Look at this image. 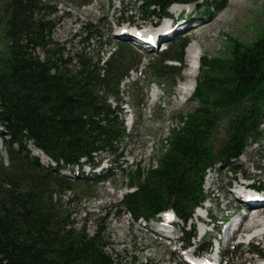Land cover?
Instances as JSON below:
<instances>
[{
    "label": "trees",
    "instance_id": "16d2710c",
    "mask_svg": "<svg viewBox=\"0 0 264 264\" xmlns=\"http://www.w3.org/2000/svg\"><path fill=\"white\" fill-rule=\"evenodd\" d=\"M144 1L143 20L157 22L171 16L170 5L200 0ZM217 1L223 8L227 0ZM54 2L0 0V18L9 39L7 52L0 53V142L7 153L5 157L0 148V264H120L106 249L105 227L98 225L93 235L86 225L78 228L69 206L78 187L94 185L96 195L99 183L113 180V168L127 171L123 157L130 132L121 118V85L139 68L142 56L123 42L114 43L107 57L86 51L70 55L52 39ZM83 29L87 40L102 38L92 23ZM190 41L178 36L151 59L150 78L168 80L173 91L182 80ZM110 44L105 41L103 47ZM210 61L202 56L200 70L212 68L220 75L207 83L199 76L192 97L204 106L190 119L180 117L182 126L171 130L168 148L161 151L156 166L137 164L126 172V186L133 191L120 203L136 220H159L161 212L174 210L182 223L176 225L184 248L194 246L197 229L187 225L208 199L204 189L208 171L234 166L252 140L264 134V33L249 46L236 43L230 63ZM246 101L249 108L232 122L228 141L219 150L213 147L217 109ZM30 143L54 164H43L31 153ZM102 154L109 155L111 168L98 174ZM203 250L211 253L212 247ZM249 251L264 255L254 244Z\"/></svg>",
    "mask_w": 264,
    "mask_h": 264
},
{
    "label": "rangeland",
    "instance_id": "374dc122",
    "mask_svg": "<svg viewBox=\"0 0 264 264\" xmlns=\"http://www.w3.org/2000/svg\"><path fill=\"white\" fill-rule=\"evenodd\" d=\"M53 1H55L54 6L57 12L51 16L55 25L52 39L61 48L65 47L70 55L76 56L78 53L86 51L91 56H97L101 53L107 57L111 51L110 47L114 43L123 42L131 45L142 56V63L139 68L131 71L130 77L126 78L121 85L124 97V102L121 104L124 108L121 118L125 121L127 131L130 132L123 157L127 160L124 164V166L127 165V171L134 170L137 164L143 168H148L150 164L157 165V157L162 150L168 148L167 138L171 130L182 126L180 117L190 119L200 107L204 106L198 97L192 98L199 76H202L207 83L213 77L220 75L212 68L200 70L199 61L195 82H190L193 85L195 83L193 94L187 101L180 103L179 89L188 79L187 72L192 69L190 66L192 62L188 63L187 61L186 49L188 46L185 49L182 80H178L173 91L168 80L150 78L148 75L150 60L166 49L176 37L188 36L191 39L190 43H195V53H192L194 56L191 54L194 59L199 60L205 56L207 60H211L210 62L213 59H219L221 63L226 65L233 58L236 43L249 46L264 33V0H237L240 3L236 6H234L233 0H227L223 8L217 7L218 4L221 5V1L208 0L209 4L206 5L204 0H200L193 3L190 6L192 11L189 10L190 13L182 15L181 20L175 24L176 28L184 24L194 25L193 27L183 34L166 40V42L159 44L156 42L153 47H150L151 50H144L140 47V42L137 44L132 38L117 34L120 28H123V33L125 30L129 31L135 28L133 23L140 25L143 29H151L150 25L153 21L143 20L141 6L145 4L144 0H91L85 5L81 4V0ZM244 3L247 4V7ZM186 11L188 10L183 9V12ZM196 20L199 22L197 23ZM204 21L206 23L202 24ZM87 23L97 26V33L102 34L101 39L97 37L93 40L86 39L88 34L84 31L83 26ZM94 30L95 28H93V32ZM148 34L150 36L152 33L148 32ZM105 41H110L111 44L103 47ZM8 45L9 39L4 32V25L0 18L1 54L7 52ZM37 52L43 56L42 50L38 49ZM248 108L249 102L246 101L234 107L217 109L218 120L212 135L213 147L219 150L228 141L232 122L238 116H242ZM32 147V143H30L29 149L35 155ZM0 148L6 157L7 153L2 142H0ZM101 157L104 158V162L96 171L98 174L109 173L108 170L111 168L110 157L106 154H102ZM40 159L45 165L52 163L49 159L44 160L42 157ZM232 167H238V170ZM102 168L104 169L102 170ZM75 169L77 172V168ZM83 170L86 175L90 174L89 166H85ZM112 172L115 174L113 180L99 183L96 195H94V185L77 188V194L73 197L74 201L69 206L75 218L76 226L80 228L86 225L87 231L93 235L96 227L103 225L106 230L105 238L109 242L106 249L120 264H188L185 255L190 248H182L179 240L175 242L163 238L151 230L150 227L156 228V224L146 222L143 218L136 220L125 208L120 207L124 194L133 191V189L126 186V172L119 168H113ZM62 173L73 176L74 172L62 170ZM242 176L248 177L250 183H256L250 188L261 194L255 187L257 185L264 192V134L260 139L252 140V143L249 144L247 150L234 166H217L211 169L210 173H207L204 189L208 199L205 204H212L210 212L213 215V220H211L212 218L210 220L214 222V224L207 225V228L214 230V236L208 235L205 239L200 238L203 236L204 225H196L197 235L200 234V236L194 239V246L191 248L195 252L202 251V244L212 242L213 251L211 253L219 254L222 264L225 262L228 264H263L264 257L248 252L254 244L264 253V219H261L264 218V212L259 213V210L264 211V208L252 212L253 215L259 214L260 221L257 222L259 219L255 220L252 215L242 225L244 234L247 236L254 234L248 243L246 241L237 248V246L234 247L237 242L227 245L224 237L222 250L219 253L217 251L216 237L219 236V232L216 230V224L220 225V219L228 213L222 211L227 202L232 200V207L240 203L235 196L237 195V181L234 179L240 181ZM64 199L66 200V198ZM203 210L205 211V208ZM195 223L196 218L193 216L190 224L187 225V229H190L191 225H195ZM146 224L147 226H145ZM147 230L149 231L147 232ZM174 233L175 237L180 235V232L176 230ZM228 249L230 250L229 257L226 256ZM202 254L200 256L193 254V257L202 260L209 255L213 256V254L205 251H202Z\"/></svg>",
    "mask_w": 264,
    "mask_h": 264
},
{
    "label": "bare ground",
    "instance_id": "6f19581e",
    "mask_svg": "<svg viewBox=\"0 0 264 264\" xmlns=\"http://www.w3.org/2000/svg\"><path fill=\"white\" fill-rule=\"evenodd\" d=\"M234 2H233V4H234V6H236V5H238L240 2L239 1H237V0H233ZM193 3H191V4H183V5H178V6H175L174 7V9L172 10V11H174V13H176V15H178L179 17H181L182 15H184V14H186V13H190L191 11H192V9H191V5H192ZM244 5H245V7H247V4L246 3H244ZM186 9V10H188V11H186V12H184L182 15H180L179 13L181 12V9ZM189 10H191V11H189ZM178 11V12H177ZM197 21V20H196ZM133 22V21H132ZM199 22V20L197 21V23ZM206 23V21H204L202 24H205ZM173 24H174V22L173 21H168V23H166L163 27L161 26L160 28L161 29H158L157 30V32H155V30L153 31V32H149V33H152L151 35H150V38H152V37H156L154 40H155V43L154 44H156V41H162V40H164V41H166V40H169V39H171V38H173V37H175L174 35L175 34H177V33H179L180 32V34H183V33H185L186 31H188L191 27H193L194 25H186V24H184V25H182V26H178L176 29H178V28H181L180 30H178V31H175L176 29H173ZM201 24V25H202ZM200 25V26H201ZM137 25H135V28H139V27H136ZM198 26V25H197ZM134 29V28H133ZM133 29H131V30H129V31H126L125 30V32L123 33V28H120V29H118L119 31H118V33L117 34H120V35H124V36H126V37H128V38H132L137 44H139V42H140V47L141 48H144V47H142L143 46V36H141L140 35V32L139 33H135V32H133ZM165 32V33H164ZM154 33V34H153ZM166 34V35H165ZM119 35V36H120ZM127 35H129V36H127ZM142 35H144V36H146V37H149V34H148V32L146 33H143ZM152 36V37H151ZM148 40V39H147ZM150 41V40H149ZM151 42V41H150ZM194 44L195 43H190L189 45H188V47H187V49H186V52L188 53V55H187V61H188V63L190 62H192V64H190V66H191V68L192 69H190V72H187V74H186V76H187V81L186 82H184V84L181 86V88L179 89V96H178V98H179V102L180 103H182V102H185V101H187V99L188 98H190L191 96H192V94H193V91H194V85H195V83H194V85H193V83L191 84L190 82L191 81H193V82H195V78H196V76H197V71H198V69H197V66L199 67V61H200V58H199V60L197 59H194L192 56H191V54L192 53H195L194 52ZM157 46V45H156ZM192 46H193V49H192ZM144 49H146V48H144ZM149 50H151L152 48H148ZM191 49H192V51H191ZM193 56H194V54H192ZM191 58H192V60H191ZM198 62V63H197ZM32 149H33V151H34V153H35V155H37V156H40V157H42L44 160L45 159H48L47 158V156L46 155H44L40 150H37L35 147H32ZM50 159V158H49ZM51 160V159H50ZM53 163V162H52ZM54 164V163H53ZM99 168V167H98ZM62 172V171H61ZM70 172V171H69ZM63 174V173H62ZM66 175H70V174H68V173H65ZM242 179H241V181H243V182H241L238 186H236V190H239V191H241V195H245V196H247L248 198L249 197H251V199H256V201H254L255 203H257L255 206H253V210L250 212V214H249V218H250V216L252 217V215H253V211L254 210H257V209H260V208H264V192H261V194H259V193H253V194H249L248 193V189H246V188H248V187H253L254 186V184H256V183H250L249 181H250V179L248 178V177H246V176H242L241 177ZM235 181H238V180H236V179H234ZM233 180V181H234ZM232 181V182H233ZM249 183V184H248ZM255 186H257V185H255ZM262 190V189H261ZM234 192V191H233ZM247 204V203H246ZM257 207V208H256ZM262 212H264L263 210H259V213H262ZM202 213V208H200L199 210H197V212H196V214H197V216H199L200 214ZM129 216V215H128ZM165 217H167V218H169V216H170V214H168L167 212L165 213V215H164ZM253 218L256 220V219H259V220H257V222L258 221H260V218H259V214L258 213H256L255 215H253ZM252 218V219H253ZM261 219H264L263 217L261 218ZM150 221V220H149ZM252 221V220H251ZM263 222H264V220H263ZM150 223V222H149ZM262 223V222H261ZM147 226V225H146ZM151 226V225H150ZM218 225L216 224V227H217ZM165 229H169L168 227H165ZM143 231H144V229H143ZM149 230H147V232H148ZM260 232V231H259ZM154 233V232H153ZM262 233V232H261ZM230 234V233H229ZM151 235V234H150ZM193 254H199V255H202V251H194L192 248H190L188 251H186V255H185V260L188 262V264H193V263H196V262H198V263H200V264H220V262H221V257H220V255L218 254H214L213 253V256H210L209 255V257L207 256V257H205V258H203L202 260H200V259H197V258H195V257H193ZM210 254H212V253H210ZM187 256V257H186ZM264 264V263H263Z\"/></svg>",
    "mask_w": 264,
    "mask_h": 264
}]
</instances>
